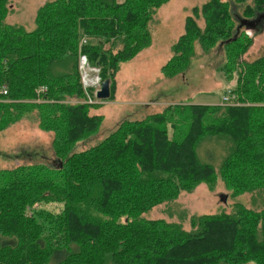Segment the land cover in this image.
<instances>
[{
  "label": "trees",
  "instance_id": "trees-1",
  "mask_svg": "<svg viewBox=\"0 0 264 264\" xmlns=\"http://www.w3.org/2000/svg\"><path fill=\"white\" fill-rule=\"evenodd\" d=\"M167 1L47 0L27 30L6 22L9 0H0V132L32 116L53 135L50 164L27 158L0 170V264H264V207L235 202L229 212L193 214L190 230L142 216L201 183L212 191L220 181L232 197L264 195V54L242 60L252 40L235 20L259 17L264 0L193 7L161 68L174 77L196 43L204 53L217 45L218 69L235 83L231 100L168 104L74 151L103 118L90 113L98 102L84 101L79 54L109 80L112 99L121 63L149 45V21ZM231 1L242 6L238 16ZM50 203L60 210L37 206Z\"/></svg>",
  "mask_w": 264,
  "mask_h": 264
},
{
  "label": "rangeland",
  "instance_id": "rangeland-1",
  "mask_svg": "<svg viewBox=\"0 0 264 264\" xmlns=\"http://www.w3.org/2000/svg\"><path fill=\"white\" fill-rule=\"evenodd\" d=\"M47 0H9L10 10L6 22L23 25L27 30L34 26L37 8ZM121 1V0H118ZM207 0H168L160 6L149 21L151 40L128 62L121 63L116 75V88L112 99H99L90 113L102 115L98 131L87 139L79 141L74 151L83 150L98 143L113 131L124 119H142L149 114L160 112L168 104L203 103L215 104L221 96L235 85L228 81L218 69L223 54L219 46L204 53L195 44V56L188 68L171 78L163 76L161 68L171 56L170 46L184 32V20L191 9L200 7ZM230 1V0H229ZM230 8L241 14L242 6L231 1ZM234 8V9H233ZM237 22L239 18L235 17ZM264 17L259 20L262 29L253 30L251 45L242 60L252 61L264 54ZM203 25V21H198ZM261 22V23H260ZM258 25V26H259ZM84 40H88L84 37ZM83 41V39H82ZM84 43V42H83ZM52 133L40 130L37 119L25 116L17 123L0 132V170L11 169L21 163L52 162ZM26 159H22V158ZM0 177V184H2ZM244 192L236 197L218 181L214 190L206 183L199 184L192 192H181L177 200L153 207L142 216L146 219L162 218L181 223L190 230L191 215L229 212L235 202H240L253 210L264 207V195ZM225 197V200L222 199ZM43 209L59 211V204H40Z\"/></svg>",
  "mask_w": 264,
  "mask_h": 264
},
{
  "label": "built area",
  "instance_id": "built-area-1",
  "mask_svg": "<svg viewBox=\"0 0 264 264\" xmlns=\"http://www.w3.org/2000/svg\"><path fill=\"white\" fill-rule=\"evenodd\" d=\"M247 37L253 36V30L248 29L244 31ZM82 42H85L83 40ZM77 69L80 78V84L82 91L85 93L87 103H97L99 99L97 98V93L100 91L102 86V78L100 75V68L96 65L90 63L88 55L85 53H80L77 61ZM46 91V87L42 86L37 89V93H43ZM3 94L7 93V90L3 88ZM233 98L230 90H227L225 94L221 96L222 101L226 102Z\"/></svg>",
  "mask_w": 264,
  "mask_h": 264
},
{
  "label": "water",
  "instance_id": "water-1",
  "mask_svg": "<svg viewBox=\"0 0 264 264\" xmlns=\"http://www.w3.org/2000/svg\"><path fill=\"white\" fill-rule=\"evenodd\" d=\"M260 17H264V14H260L259 17L253 19V20H247V19H242L240 20V26L243 27L244 30L248 29H254L256 22L259 20ZM110 96V89H109V80H103L102 86L100 91L97 93V98L98 99H107ZM223 200H225V197H222Z\"/></svg>",
  "mask_w": 264,
  "mask_h": 264
},
{
  "label": "crops",
  "instance_id": "crops-1",
  "mask_svg": "<svg viewBox=\"0 0 264 264\" xmlns=\"http://www.w3.org/2000/svg\"><path fill=\"white\" fill-rule=\"evenodd\" d=\"M221 102V101H220ZM220 102H217V103H220ZM93 114V113H92Z\"/></svg>",
  "mask_w": 264,
  "mask_h": 264
},
{
  "label": "flooded vegetation",
  "instance_id": "flooded-vegetation-1",
  "mask_svg": "<svg viewBox=\"0 0 264 264\" xmlns=\"http://www.w3.org/2000/svg\"><path fill=\"white\" fill-rule=\"evenodd\" d=\"M264 14V13H263ZM261 18V17H260ZM259 21V20H258ZM258 23V22H257Z\"/></svg>",
  "mask_w": 264,
  "mask_h": 264
}]
</instances>
